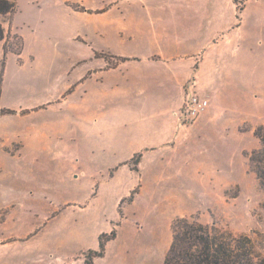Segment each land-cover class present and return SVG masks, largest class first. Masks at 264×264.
I'll use <instances>...</instances> for the list:
<instances>
[{
  "label": "rangeland",
  "instance_id": "374dc122",
  "mask_svg": "<svg viewBox=\"0 0 264 264\" xmlns=\"http://www.w3.org/2000/svg\"><path fill=\"white\" fill-rule=\"evenodd\" d=\"M96 1L103 0H17L13 16H0L25 41L21 60L8 55L4 76L0 42V106L35 109L0 117V239L11 241L0 250V264H85L98 236L114 228L117 238L94 264H163L172 223L184 216L264 238V191L246 155L260 146L254 131L264 125V25L252 19L244 28L254 41L255 83L262 87L255 123L237 124L231 116L188 132L194 121L179 140L152 148L137 172L131 160L117 169L124 156L92 144L89 108L103 109L104 99L81 87L69 92L88 70L76 64L113 37L103 13L85 8ZM97 135L95 141L103 140V131ZM134 189V200L122 201Z\"/></svg>",
  "mask_w": 264,
  "mask_h": 264
},
{
  "label": "crops",
  "instance_id": "0c3cea01",
  "mask_svg": "<svg viewBox=\"0 0 264 264\" xmlns=\"http://www.w3.org/2000/svg\"><path fill=\"white\" fill-rule=\"evenodd\" d=\"M85 8L103 13L113 37L107 47H96L93 57L76 64H87L88 70L69 92L81 87L104 99L103 109L89 108L88 130L94 147L124 156L117 169L136 153L144 152V158L156 151L152 148L167 146L205 122L232 116L237 124L255 123L262 87L255 83L254 41L244 28L252 19L257 27L264 25V0H103ZM189 81H195L210 105L185 133L179 113ZM149 98L158 100L143 105ZM131 99L141 104L128 106ZM34 110L20 108L14 114ZM100 131L103 140L95 141ZM8 238L0 239V250L10 244ZM149 254L155 257V251Z\"/></svg>",
  "mask_w": 264,
  "mask_h": 264
},
{
  "label": "trees",
  "instance_id": "16d2710c",
  "mask_svg": "<svg viewBox=\"0 0 264 264\" xmlns=\"http://www.w3.org/2000/svg\"><path fill=\"white\" fill-rule=\"evenodd\" d=\"M68 2V1H67ZM78 11H85L83 6L69 3ZM17 0H0V16L11 17L17 11ZM11 37L20 40L18 47L8 45ZM0 41L2 46V71L3 76L8 55L13 53L21 60L25 41L21 34L12 33L0 23ZM110 58L109 54H103ZM3 77L1 78V83ZM2 87H0V96ZM17 110L0 106V116L14 114ZM254 135L259 139L260 146L250 153H246L251 170L256 174L259 184L264 191V125L258 126ZM143 157L142 152L136 153L130 160L133 162L132 170L139 172L138 164ZM128 164V162H126ZM128 200H134V193ZM121 216L123 212L119 210ZM38 230L34 232L36 234ZM33 234V235H34ZM32 236V235H31ZM117 238L114 228L110 232H102L98 236V249L90 248L85 254V264H94V259L105 256L107 243ZM163 264H264V238L261 233L254 231L235 232L230 228L219 226L216 222L204 223L196 217H178L172 223V240L165 254Z\"/></svg>",
  "mask_w": 264,
  "mask_h": 264
},
{
  "label": "built area",
  "instance_id": "2783aa9c",
  "mask_svg": "<svg viewBox=\"0 0 264 264\" xmlns=\"http://www.w3.org/2000/svg\"><path fill=\"white\" fill-rule=\"evenodd\" d=\"M209 104L210 100L198 92L195 81H189L185 86V100L179 113L181 124H192Z\"/></svg>",
  "mask_w": 264,
  "mask_h": 264
}]
</instances>
